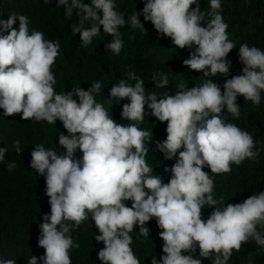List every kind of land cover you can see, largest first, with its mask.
<instances>
[{"label": "clouds", "instance_id": "9594fccd", "mask_svg": "<svg viewBox=\"0 0 264 264\" xmlns=\"http://www.w3.org/2000/svg\"><path fill=\"white\" fill-rule=\"evenodd\" d=\"M194 4L195 9L191 7ZM60 6H64L66 16L77 10L78 24L71 28L80 34L83 46L99 35L102 26L104 34L112 37L106 50L119 55L124 43L118 28L127 24L145 30L138 19L143 15L144 21H150L176 48L195 46L183 60L187 69L205 77L218 73L226 77L229 73L226 56L236 43L228 38L221 0H210L207 21L197 0H144L142 13L135 11L127 20L124 13L115 10L114 0H91V5L83 0H58L56 7ZM17 20L19 26L14 28ZM202 22L206 26L202 27ZM29 23L26 16L16 13L7 21L0 20V32H7L0 35V109L5 117L21 114L24 121L54 125L59 120L67 131V135L58 136L63 154L42 144L31 152L30 167L45 176L50 204V215L43 216L38 239V246L45 250L40 258L43 264H72L69 250L80 245L70 233L88 221L89 214L100 233L95 240L104 245L98 252L102 264H141L130 247V233L139 226V235L148 237L144 225L152 218L164 242L161 264H201V258L212 259V264H228L233 250L239 252L249 241L264 249V192H254L242 203L227 206H223V196L216 199L212 195L214 175L228 174L232 164L239 166L246 159L259 163L253 136L226 122L222 113L226 109L234 119L240 117L237 96L253 106L260 105L264 51L247 42L239 46L242 75L227 79L223 94L210 79L191 89L181 81L175 95H145L144 81L129 72L128 80H134V85L120 80L109 91V99L130 100L123 105L121 118L136 123L125 125L96 102L94 94H100L104 87L99 81L87 91L77 86L67 93H56L51 69L60 43L46 40L41 31L30 30ZM168 83L167 74H162L156 87L166 88ZM146 104L156 120L167 122L166 139L156 143L165 160L175 158L171 168L164 169L171 172L167 184L158 175H151L153 169L146 162L149 147L145 141L152 138V131L139 128ZM13 147L19 154L18 140ZM77 150L82 153L79 159L74 158ZM7 151V147L0 148V161ZM15 167V162L7 165L9 170ZM204 167L211 175L202 170ZM128 200L131 207L124 203ZM205 205L213 209L206 221L202 219ZM197 247L200 258H193ZM37 259L32 256L27 264H37ZM0 264H15V260L0 258ZM151 264H158L156 257Z\"/></svg>", "mask_w": 264, "mask_h": 264}, {"label": "trees", "instance_id": "16d2710c", "mask_svg": "<svg viewBox=\"0 0 264 264\" xmlns=\"http://www.w3.org/2000/svg\"><path fill=\"white\" fill-rule=\"evenodd\" d=\"M197 2L207 21L210 19V0ZM57 3L58 0H0V20L7 21L12 13L24 15L30 21V30L43 32L46 40H58L59 55L51 69L56 79V93H67L77 86L87 91L93 82L99 81L104 87L100 94H94L96 102L103 104L110 116L120 124L136 123L121 118L122 107L130 100L109 99V91L120 80H128L129 72H134L144 81L145 95L156 93L158 98L166 93L175 95L179 90L176 85L181 81L191 89L210 79L223 94L226 80L242 75L244 65L239 60V46L247 42L250 47L255 46L264 51V0H221V14L228 24V38L236 43V48L226 56L230 62L226 77L219 73L215 77H205L202 72L187 69L183 60L188 59L195 46L192 49L176 48L170 38L156 32L150 21H144L143 15L138 19L145 30L139 27L132 29L127 24L118 28L124 43L119 55L106 50L105 45L112 37L104 34L102 26L99 35L89 45L83 46L80 34H74L71 28V25L78 24L77 10H73L72 16H66L64 6L58 8ZM83 3L91 5V0H83ZM114 3L115 10L124 13L126 20L135 11L142 13L144 7V0H114ZM196 6L194 4L191 7L195 9ZM97 15L102 18L103 14L98 12ZM18 26L17 20L13 27ZM201 26L206 25L202 22ZM86 27H90L87 22ZM0 35H7V32H0ZM162 74L168 76L166 88L156 87ZM128 82L135 84L134 80ZM74 99L78 102V98ZM236 102L241 109L240 117L234 119L225 109L222 118L253 136L256 142L254 150H259V163L246 159L239 166L232 164L230 173L213 176L215 187L212 195L216 199L223 196V206L242 203L254 192H264V90L261 91L259 106H253L251 101H245L242 96H237ZM20 115L5 117L3 109H0V148L8 149L4 160L0 161V258L14 259L15 264H27L29 258L35 256L38 258L37 264H43L40 258L44 256L45 250L38 246V239L40 225L45 222L43 216L50 215V204L45 194V176L30 167L31 152L36 145L42 144L45 149H55L63 154L65 150L59 145L58 136L67 135V131L59 120L50 125L44 121H24ZM166 127L167 122L156 120L146 104L144 120L139 123L141 130L152 131V138L150 136L145 141L149 147L146 162L153 169L151 175H158L164 184L171 178V172H165L164 169H170L175 163V158L165 160L163 153L156 148L157 142L166 139ZM17 140L20 142L19 154L13 147V142ZM81 156L82 153L77 150L74 158L79 159ZM12 162H15L16 167L9 170L7 165ZM202 170L211 175L209 168L204 167ZM124 203L131 207L132 201ZM212 210L205 205L202 219L206 221ZM144 226L149 230L148 237L139 235V226H134L130 233L133 239L130 247L141 264H151L153 257L161 264L160 257L164 255V242L159 238L161 230L155 218ZM99 234L89 214L88 221L70 233L74 243L80 245L78 249L69 250L72 264H102L98 252L104 245L95 240ZM193 258H200L198 247ZM201 264H212V259L201 258ZM228 264H264V249L254 241L244 243L239 252L233 250Z\"/></svg>", "mask_w": 264, "mask_h": 264}]
</instances>
